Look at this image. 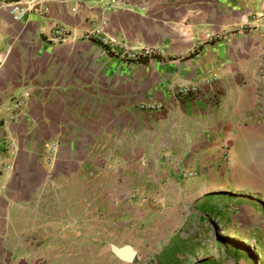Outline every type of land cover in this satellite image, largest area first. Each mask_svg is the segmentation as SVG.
<instances>
[{"label": "crops", "instance_id": "crops-1", "mask_svg": "<svg viewBox=\"0 0 264 264\" xmlns=\"http://www.w3.org/2000/svg\"><path fill=\"white\" fill-rule=\"evenodd\" d=\"M11 1L0 0V264H74L110 236L91 230L90 208L108 202L113 158L182 143L184 157L221 156L229 106L257 87L242 79L264 61V0H17L39 9L17 20ZM55 24L63 41L48 39ZM110 42L161 54L122 60Z\"/></svg>", "mask_w": 264, "mask_h": 264}, {"label": "rangeland", "instance_id": "rangeland-1", "mask_svg": "<svg viewBox=\"0 0 264 264\" xmlns=\"http://www.w3.org/2000/svg\"><path fill=\"white\" fill-rule=\"evenodd\" d=\"M243 70L244 87H255L250 73L257 87L229 106L227 156L184 157L182 143L113 158L100 176L108 202L90 208L91 230L110 236L86 241L74 264H264V61ZM109 243L131 246L133 259L121 263Z\"/></svg>", "mask_w": 264, "mask_h": 264}, {"label": "built area", "instance_id": "built-area-1", "mask_svg": "<svg viewBox=\"0 0 264 264\" xmlns=\"http://www.w3.org/2000/svg\"><path fill=\"white\" fill-rule=\"evenodd\" d=\"M107 2L110 0H106ZM28 10H33L38 12L39 9L35 7L34 3H31L28 6H22L17 0H12L8 4V12L11 15L13 19H20L23 17V15L26 13ZM93 35L94 38H98V31L93 30ZM68 36V30L64 29L60 25H53L50 29L49 32V37L48 39L51 41L55 42H60L63 41L66 37ZM107 47L110 50H113L115 56L122 60H140L142 58H147L151 57L153 55H159L161 54V50L158 47L155 46H143L141 48H132L128 45L125 44H116L115 42H110L109 46ZM174 91L179 94V95H186L188 93H192L196 91L195 85L192 84H177L174 86ZM141 108H146V109H153L158 106V104H155L153 102H141L139 104ZM223 155L224 157L227 156L228 151L227 148L224 146L223 149Z\"/></svg>", "mask_w": 264, "mask_h": 264}, {"label": "water", "instance_id": "water-1", "mask_svg": "<svg viewBox=\"0 0 264 264\" xmlns=\"http://www.w3.org/2000/svg\"><path fill=\"white\" fill-rule=\"evenodd\" d=\"M110 252L122 261H131L134 257V249L127 244L115 245L113 243L109 244Z\"/></svg>", "mask_w": 264, "mask_h": 264}]
</instances>
